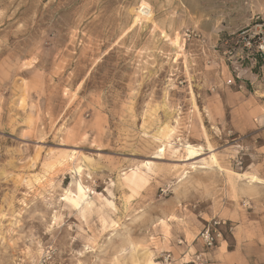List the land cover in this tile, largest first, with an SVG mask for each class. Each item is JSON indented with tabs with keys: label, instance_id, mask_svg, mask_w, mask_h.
Here are the masks:
<instances>
[{
	"label": "rangeland",
	"instance_id": "374dc122",
	"mask_svg": "<svg viewBox=\"0 0 264 264\" xmlns=\"http://www.w3.org/2000/svg\"><path fill=\"white\" fill-rule=\"evenodd\" d=\"M263 19L264 0H0V264H191L214 217L216 247L238 226L264 248V68L244 48Z\"/></svg>",
	"mask_w": 264,
	"mask_h": 264
},
{
	"label": "built area",
	"instance_id": "2783aa9c",
	"mask_svg": "<svg viewBox=\"0 0 264 264\" xmlns=\"http://www.w3.org/2000/svg\"><path fill=\"white\" fill-rule=\"evenodd\" d=\"M249 31L250 34L247 35L244 48L251 50L263 62L262 68H264V19L253 25ZM227 84L231 85L232 82L229 81ZM255 122L258 126H264V115L256 119ZM226 229V222L217 217L207 221L198 231L193 241V244H199L203 252L192 251L193 244L189 246L185 254L189 258V262L191 264H205V253L216 247L219 241L223 239ZM169 258L168 255L167 259Z\"/></svg>",
	"mask_w": 264,
	"mask_h": 264
},
{
	"label": "crops",
	"instance_id": "0c3cea01",
	"mask_svg": "<svg viewBox=\"0 0 264 264\" xmlns=\"http://www.w3.org/2000/svg\"><path fill=\"white\" fill-rule=\"evenodd\" d=\"M238 228V226L235 227L230 239L231 247L229 242L224 240L219 246L213 248L215 250L207 251L204 255L205 264H264L262 242L257 239H248L247 232ZM192 251L203 252L198 243H194Z\"/></svg>",
	"mask_w": 264,
	"mask_h": 264
},
{
	"label": "bare ground",
	"instance_id": "6f19581e",
	"mask_svg": "<svg viewBox=\"0 0 264 264\" xmlns=\"http://www.w3.org/2000/svg\"><path fill=\"white\" fill-rule=\"evenodd\" d=\"M132 12L134 13V15L135 16H137V19H135V22H138V20H145V21H147V23L148 22H151L152 21V17H153V15H152V12H151V8L149 7V5H147L146 3H142L141 2V4L139 5V7H137L136 9H134V10H132ZM151 12V13H150ZM204 137H206V136H204ZM206 139V138H205ZM210 143V142H209ZM208 143V141L206 140V144H208V148L209 149H211V147H210V144ZM170 145H164V146H162L161 147V149H158L159 150V152L160 153H163L164 152V150H165V147H168V148H170L169 147ZM200 148V147H199ZM199 148H196L195 146H191V145H188V146H186L185 147V149H186V153H187V157H188V159H192V158H194V157H197L198 156V152H199ZM210 160L212 161V162H215L216 163V160H215V157L213 156V155H210ZM147 167V166H146ZM77 172H79L80 173V171H81V168L80 167H76V169H75ZM249 179V181H248V183H250V184H254V183H258V180H257V178H255V177H253V176H250V178H248ZM247 183V184H248ZM259 184V183H258ZM261 185V184H260ZM85 193H86V191L84 190V188L80 185V184H78V193L77 194H71V193H69V196L71 197V201L73 202V203H79V202H81V201H84V199H85ZM87 206H88V204H87Z\"/></svg>",
	"mask_w": 264,
	"mask_h": 264
}]
</instances>
